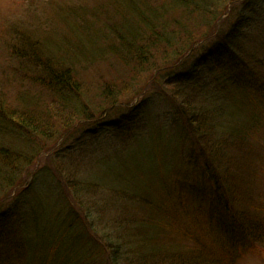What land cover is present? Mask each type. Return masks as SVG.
I'll use <instances>...</instances> for the list:
<instances>
[{
    "label": "trees",
    "instance_id": "1",
    "mask_svg": "<svg viewBox=\"0 0 264 264\" xmlns=\"http://www.w3.org/2000/svg\"><path fill=\"white\" fill-rule=\"evenodd\" d=\"M245 9L251 17L249 0H50L42 16H32L26 26L0 24V264H239L247 253L242 250L258 247V239L264 242V220L249 226L244 221L245 208L254 203L244 163L231 173L211 172L212 163L206 164L216 195L205 186V196L193 193L192 212L169 211V220L164 219L157 200L168 190L171 172L163 162L168 153L157 148L160 132L151 141L152 166L138 168L140 151L122 159L125 167L115 177L125 186L112 183L105 203L83 205L88 213L94 210L91 214L41 199L28 209L27 198L20 208L16 199L31 192L26 172L66 133L87 126L96 132L89 125L118 107L131 119L141 115L149 80L174 105L183 133L191 134L185 141L193 140L199 152L203 147L220 160L224 152L217 142L223 140L251 146L249 159L260 157L249 132L260 127L264 132V35L245 34ZM231 17L239 18L226 32ZM225 110L239 114V121ZM55 170L63 191V177L70 180L72 171L62 161ZM214 171L220 179L211 178ZM136 180L147 191L128 187ZM70 187L78 195V186ZM235 191H244L249 203L238 194L233 202ZM48 208L55 212L44 217ZM207 208L224 218L210 225ZM93 214L105 221L101 230ZM185 217L193 227L185 225L187 237L178 245L175 228ZM200 221L210 231L203 232Z\"/></svg>",
    "mask_w": 264,
    "mask_h": 264
},
{
    "label": "rangeland",
    "instance_id": "2",
    "mask_svg": "<svg viewBox=\"0 0 264 264\" xmlns=\"http://www.w3.org/2000/svg\"><path fill=\"white\" fill-rule=\"evenodd\" d=\"M48 1L50 0H0V24H2L4 28L6 24L7 26H12L14 24L21 25V22L23 26H26L32 16H42L41 11ZM249 1L252 3L254 12L250 17L248 9L242 11L248 18L246 20L245 18L242 19L243 23L241 28L245 31V34L248 33V35L256 36L258 33L264 35V0ZM238 18L239 17H231L227 20V23L224 24V30L226 32L230 31ZM2 44L3 42L0 40V46ZM0 55H2V53H0ZM2 63L3 61H0V64ZM186 71L187 70H183V72ZM154 84V80H149L147 85L145 84L143 95L144 98H146V109L141 115H136V117L131 119V116H124L123 113H120V110H122L120 107L115 108L107 119H99L96 122H91L92 124L89 126L95 128L94 130H96V132L88 131V126L86 129L82 128L81 130L76 129L70 131L64 135L66 136L63 138L64 141H58L56 149H53L51 153H47V155L41 156L37 164L31 167L25 174V185L30 182L33 185L31 192L26 195L17 196L16 199L20 208L26 206L27 198L28 209L36 207V199L37 203L38 200L41 199L49 205L58 203L57 205L59 208L63 205L67 206L68 203L71 207H75V210L78 209L79 212L84 215L87 209L84 208L83 205L90 209L88 203H90L92 207H96V205L103 204L105 203L104 201H107V198H109L112 193L111 188H114L110 186L112 183L117 184V186H125V180L121 182V179L115 177L117 170L123 169L124 165L120 167V165L123 164L122 159H132L134 154L140 151V161H137L140 162V167L138 165V168L144 170L152 166V161L156 160V158L152 154L155 149H151V141L159 132L163 135V140L161 143H158L157 148L159 152L166 150L168 153V158L163 162H166L165 171L171 172L170 176H168L170 178L168 179V190L165 189L164 197H158L157 200L159 204L164 206V219L169 220V211L173 214L177 211H183L185 208H189L190 212H192L193 209L191 208L193 205H197L194 204L196 198H193V193L196 191L198 194L197 197L205 196V186L211 188V195H216V192L212 190V184L210 185L209 174L214 168L217 172L221 173V170L217 167L219 162L228 163L226 167L233 172H235L237 164L234 165L233 162H230L232 159L227 160L224 155H222L223 157L220 160H213L203 147H201L199 152L193 140L185 141L191 134H188L185 130V133H183L181 119L178 117L174 105L160 92L156 91ZM200 86L202 87V85ZM204 87L207 86L205 85ZM197 94L199 93H193L192 95L196 96ZM208 96L203 98V101L208 100ZM231 112L234 114L233 119L238 122L240 116L235 111L225 110L224 114L225 116H232ZM232 127H234V125ZM249 133L252 134L251 141L253 144L258 145L255 140H258L260 135H262V129L258 131L253 130ZM224 137L226 138L227 135L223 134L222 138ZM262 138L261 142L263 141ZM221 143L223 146L220 145L219 152H226V147L230 148L228 149L229 153L232 154L234 152V147H231L229 142L224 144L223 140H221ZM197 146L200 147V145ZM169 151H172L173 154H169ZM262 153H264V149ZM175 154L179 157H176ZM201 158L208 160L203 164L204 160L202 161ZM250 159H252V163L255 164V166L251 174L247 173L245 175L244 181L247 182L248 189L253 192L252 197L254 203L250 209L246 210L247 208H245V213H247L248 217L247 221L245 219L244 221L247 222V226L257 219L264 220V157L261 163L258 164L256 163V161L258 162V158L255 157L254 159V157H250ZM58 161L64 162L66 167L69 171H72L73 174L70 180L63 177L65 181V183L61 181L63 191L57 188L54 176ZM133 163H135V161H127V164ZM211 163L213 167L211 172H209L206 164L211 166ZM157 167L159 168V164ZM138 168L134 167L135 170ZM211 178L220 179V175L214 171V174H211ZM56 179L60 184L61 179L58 180L57 177ZM92 181L98 183L96 188L92 184ZM100 181H102L103 184ZM74 184L78 186V188H76L79 192L78 195L75 193L76 191L70 187V185L75 187ZM128 187L130 189H146L143 185L139 184L138 180L128 185ZM192 190L194 191L191 192ZM14 194L15 193L11 192V195L7 197L8 202ZM237 194L242 197L246 196L244 191H235L233 192V202L238 198ZM17 195H19V193ZM64 197L67 198L64 199ZM244 199L246 201L247 197ZM94 201L99 204H92ZM249 201L250 199L247 200L248 203ZM243 203L244 202H242V204ZM109 211L110 209L107 211L108 214ZM52 212H55V210L48 208L44 210L43 216L51 217ZM92 212L86 213L91 214ZM222 215L221 212L211 211L210 209L207 210V219L212 221L210 225L224 218L221 217ZM97 217L98 216L93 214L97 228L101 230L105 221H102L103 218L99 220ZM84 218L85 216L80 219ZM200 222L202 223L201 230L203 232L210 231L211 228L208 224L204 226V222ZM185 225L187 227H193V224L185 217V223L182 222L175 228L180 238L178 245L185 240V236L187 237L186 232L188 231ZM173 236H175V234H173ZM184 245L185 243L182 246ZM187 245L190 246L188 243ZM189 254V250L183 249V256H189ZM153 255L155 257L154 253ZM101 257L106 258V254H102ZM238 263L264 264V248L259 249V252H257L255 256L247 252L245 257Z\"/></svg>",
    "mask_w": 264,
    "mask_h": 264
}]
</instances>
